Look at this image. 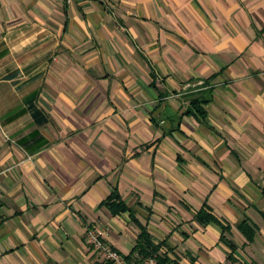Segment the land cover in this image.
<instances>
[{
  "label": "crops",
  "instance_id": "obj_1",
  "mask_svg": "<svg viewBox=\"0 0 264 264\" xmlns=\"http://www.w3.org/2000/svg\"><path fill=\"white\" fill-rule=\"evenodd\" d=\"M0 203V264H264V0H0Z\"/></svg>",
  "mask_w": 264,
  "mask_h": 264
},
{
  "label": "trees",
  "instance_id": "obj_2",
  "mask_svg": "<svg viewBox=\"0 0 264 264\" xmlns=\"http://www.w3.org/2000/svg\"><path fill=\"white\" fill-rule=\"evenodd\" d=\"M210 93V91H206ZM191 103V112L194 113L200 117H204L207 114L206 106L210 103V100H208L207 97L203 96V92L201 91L198 93V96L195 99H192L190 101ZM41 113V112H40ZM44 119L42 118L41 121ZM110 209L113 214L116 213H122L129 210V207L121 201L120 197L118 195H111L106 203H105ZM200 219L203 221H213V218L206 213H201ZM239 229L244 234V236L247 238L248 241H252L255 236V230H253L250 225L248 224V220L243 221L239 225ZM139 241L137 242V245L134 249L139 255L143 257H148L153 254H156L158 249L157 247H154L152 243L150 242V239L147 235V232L144 228H141V234L139 235ZM161 264V263H160Z\"/></svg>",
  "mask_w": 264,
  "mask_h": 264
},
{
  "label": "built area",
  "instance_id": "obj_3",
  "mask_svg": "<svg viewBox=\"0 0 264 264\" xmlns=\"http://www.w3.org/2000/svg\"><path fill=\"white\" fill-rule=\"evenodd\" d=\"M1 217L2 210L0 203V220ZM86 239L95 257L104 264H130L121 253L105 242L97 230H88ZM142 264H158L157 257L155 255L148 256L143 260Z\"/></svg>",
  "mask_w": 264,
  "mask_h": 264
}]
</instances>
